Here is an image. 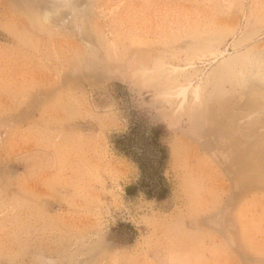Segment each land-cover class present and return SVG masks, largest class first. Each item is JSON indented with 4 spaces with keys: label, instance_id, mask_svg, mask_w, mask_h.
Returning <instances> with one entry per match:
<instances>
[{
    "label": "rangeland",
    "instance_id": "rangeland-1",
    "mask_svg": "<svg viewBox=\"0 0 264 264\" xmlns=\"http://www.w3.org/2000/svg\"><path fill=\"white\" fill-rule=\"evenodd\" d=\"M0 264H264V0H0Z\"/></svg>",
    "mask_w": 264,
    "mask_h": 264
},
{
    "label": "trees",
    "instance_id": "trees-1",
    "mask_svg": "<svg viewBox=\"0 0 264 264\" xmlns=\"http://www.w3.org/2000/svg\"><path fill=\"white\" fill-rule=\"evenodd\" d=\"M130 130L119 136L116 140L117 147L138 163L143 174L141 186L146 182L155 183L156 177H159L160 186H163V177L160 174L167 159V152L162 140L166 137L168 129L161 124L151 127L142 126L136 121ZM156 192L157 198L161 199L165 196L167 189L163 186L161 191Z\"/></svg>",
    "mask_w": 264,
    "mask_h": 264
}]
</instances>
